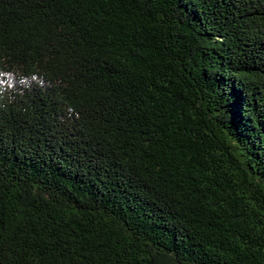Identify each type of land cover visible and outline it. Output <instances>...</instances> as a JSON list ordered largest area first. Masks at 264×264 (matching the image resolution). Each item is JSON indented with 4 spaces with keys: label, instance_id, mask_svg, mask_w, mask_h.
Here are the masks:
<instances>
[{
    "label": "trees",
    "instance_id": "trees-1",
    "mask_svg": "<svg viewBox=\"0 0 264 264\" xmlns=\"http://www.w3.org/2000/svg\"><path fill=\"white\" fill-rule=\"evenodd\" d=\"M0 264H264V0H0Z\"/></svg>",
    "mask_w": 264,
    "mask_h": 264
}]
</instances>
